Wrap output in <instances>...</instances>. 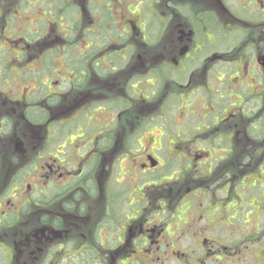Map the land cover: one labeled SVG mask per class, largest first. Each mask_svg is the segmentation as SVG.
I'll list each match as a JSON object with an SVG mask.
<instances>
[{"label":"flooded vegetation","instance_id":"af4514ba","mask_svg":"<svg viewBox=\"0 0 264 264\" xmlns=\"http://www.w3.org/2000/svg\"><path fill=\"white\" fill-rule=\"evenodd\" d=\"M169 1L161 21L167 59L128 60L130 74H100L116 67L111 52L122 60V51L151 49L144 30L157 17L152 0L146 18L137 14L143 0H84L82 21L98 32V52L85 68L55 66L45 80L42 50L31 45L38 37L25 39L10 24L20 0L0 11V48H9L8 62L13 56L8 71L0 60V161L35 160L25 196L0 185V264H255L256 244V264H264V0ZM49 31L53 44L59 33ZM207 47L211 56L196 59ZM158 79L163 92L141 83ZM43 85L50 122L36 123L26 110ZM167 104L180 116L175 127ZM158 115L162 123L150 122ZM148 129L158 137L145 150ZM250 177L262 208L251 228L242 207L251 204Z\"/></svg>","mask_w":264,"mask_h":264},{"label":"rangeland","instance_id":"374dc122","mask_svg":"<svg viewBox=\"0 0 264 264\" xmlns=\"http://www.w3.org/2000/svg\"><path fill=\"white\" fill-rule=\"evenodd\" d=\"M25 1H28V0H25ZM87 0H85L86 2ZM94 1H97V0H94ZM134 1V0H133ZM137 1V0H135ZM149 0H143V3L140 5V11L137 10V14L138 15H142L144 18H146V11H147V2ZM164 1L166 2V0H152V7H154V10H155V13L156 14H153L154 18V23L155 25L151 24L150 23V26H148V29L145 31L144 30V33L147 32V40H149V42L151 43H154L150 46L151 49H149L148 47H143V49L141 48H137V49H133V50H128V51H122L120 52V54H123L125 55V57L121 60V56H118L116 52L114 53H110L108 55V58H111L113 60V65L116 64V67L111 69L110 67L107 68L108 71H111V72H108V73H102L100 72V74H112L116 71V74H130L129 72V67H125L124 64L126 62H128V60H136V59H141V60H146V59H151L153 58V56H155L154 59H167L169 56L167 54V52H165L164 54V48H163V45H162V32L163 30L166 28V25L163 23H161L162 21V17L165 15L164 13L166 12V9L164 8ZM175 2V3H178L179 0H171L169 2ZM11 2V3H10ZM78 2H81V0H78ZM84 2V3H85ZM10 3V4H9ZM12 0H7V1H4V3L2 4V6H0V11L2 13H5L6 11H8L9 9H14L16 7V3L12 4ZM32 3H34V1H32ZM86 5V3H85ZM120 6V4H118V6L116 8H114V10H116L118 7ZM171 9L172 10H176L174 8H172L171 6ZM36 12H39L36 17H40L41 16V12H42V8L40 7V10L36 9L35 10ZM115 14H116V11H114ZM19 13H20V16L17 15L18 18H13V21L11 20L10 21V24L11 26H16L18 27V29L20 30H25L26 27H33V25L31 24L32 23V19L34 17V10L30 8L26 9L25 7H23L22 9L19 10ZM177 15H175L174 19L175 20H179L180 18V13L177 11L176 12ZM172 16H173V13H172ZM161 23V26L160 25H157V23ZM4 23V17H3V14L0 16V25H2ZM5 25V24H4ZM80 27H83L85 28L86 25H87V19L83 22H81L80 24ZM78 25V27H79ZM65 28H64V25L63 24H60L58 26V29L57 31L61 32L63 31ZM47 37L46 38H42V37H38L37 39H35V41L33 43H31V45H36V47L38 49H44L46 46H48V44L51 43V38L49 36H51V31L47 32L45 34ZM50 38V39H48ZM90 36L86 35L85 37H83V40H79L78 41V44L80 47H84L88 44H90ZM98 42V41H96ZM164 44V43H163ZM99 45V44H98ZM33 47V46H32ZM30 48V51L29 50H25V59L29 56V55H33L34 54V51H33V48ZM144 48H148V50H144ZM216 50H220V48L218 46H215ZM211 53H212V50H211V47H207L206 50L204 51H201V52H198V55L196 54V59H199V60H203L205 59V57H210L211 56ZM97 56V55H96ZM10 60L13 59V56H12V53H10V57H9ZM122 61V62H121ZM138 61V60H137ZM121 62V65H119ZM54 64H57L59 66L58 69H60L62 72H64V69L63 67H61L62 65V53H58L56 54V58L54 59ZM30 64L27 63L26 65H24V68L28 69L30 66ZM119 65V66H117ZM129 73H128V72ZM146 76L147 74H145L144 76L142 77H145L146 79ZM46 78V76H43ZM44 79V78H43ZM138 79H140V77L138 76ZM142 84H144L143 86H147L150 88H147L149 91L150 90H155V91H158L160 90L161 92L164 91V88L163 86H166V82H161L160 79H158V81L154 82L152 85H149L148 82H141ZM162 85V86H161ZM173 88H174V91H175V86L173 85ZM95 91H98L97 88H95ZM174 102L173 103H178L179 99L174 97ZM178 100V101H177ZM195 101V99H193V102ZM140 103V102H139ZM171 106V105H170ZM165 113V117H166V122L169 120L171 122V125L173 123H176V122H179V119H180V116L177 114L174 113V110H170V107L166 106V109L164 110ZM124 118V119H123ZM123 118L119 121V123L123 124L127 118L123 116ZM191 120V119H190ZM192 121V120H191ZM146 122H149V120H146ZM154 124H158V123H162V115H158L156 117L153 118V121H150ZM147 125H151L150 123H147ZM173 126V125H172ZM175 127V126H173ZM151 129H148L147 131H145L143 134H142V139L145 138L144 141H141L142 144H145L146 146V149L145 150H149L150 149V146L152 144V142L150 141V139H154V138H157L158 137V130L157 129H154L156 131H154V133H152V131H150ZM140 133V132H139ZM152 133V134H151ZM154 138H152L153 136ZM135 148H138L140 147V145L137 143L135 146ZM142 147V146H141ZM140 147V148H141ZM29 150L31 149L30 147H27ZM33 149V148H32ZM49 150H50V146L49 144H45V151L42 152V154H39V153H35L36 155V158H39L40 160H38V162H43L44 160H46V156L48 155L49 153ZM141 150V149H140ZM138 151L139 154L141 151ZM165 146H163L159 153L164 156L165 152ZM44 153V154H43ZM40 155V156H39ZM42 158V159H41ZM143 158L142 155H139L137 156V159L138 161L140 162L141 159ZM19 164H24V163H21L19 162ZM27 164V163H26ZM35 164V163H33ZM0 168H1V171H0V185L1 184H7L8 183V180H9V176H10V172H11V165L8 161H0ZM28 169V168H27ZM25 169V170H27ZM37 169H38V164H37ZM32 173V172H31ZM30 173V174H31ZM28 175H26V177H23L22 180L20 181V183L17 185V186H21V188H18V189H14V190H11L12 193L16 192L18 195L20 196H25L27 194V182H28V179H27ZM143 178V177H142ZM254 179L255 178H248V179H245L244 180V183H245V186H247L246 188L248 189V191L244 194V197H247L249 195V198H250V205L246 206L245 204V201L242 205L243 207V210L246 211L249 209V214H248V220L250 221V228H251V225H252V222L255 221L256 219H259L261 217H259L258 215L260 214V211H262V208H259L258 207V204L254 201V198H253V192H257L259 190V185H258V182L255 183V186H252V183H254ZM238 181H241V179L237 180L236 183H235V186L241 188L242 187V184ZM248 184H250L248 186ZM42 201H46L47 198L45 195H43V198H41ZM13 200H11L12 202ZM49 204H47L48 206ZM47 210H44L43 213H46ZM241 213V212H240ZM45 243V242H44ZM44 243L42 244V247L44 245ZM256 244V243H255ZM41 246V245H40ZM251 254L249 255V262L251 263L252 260L254 259L255 261V264L259 262V259L258 258H254V256L256 254L259 255L260 252H258L257 250V247H258V244L256 245H251ZM253 261V262H254Z\"/></svg>","mask_w":264,"mask_h":264},{"label":"trees","instance_id":"16d2710c","mask_svg":"<svg viewBox=\"0 0 264 264\" xmlns=\"http://www.w3.org/2000/svg\"><path fill=\"white\" fill-rule=\"evenodd\" d=\"M36 4H38V8L34 6L32 2H26L23 0L18 2L20 9L23 7L28 9L30 6L31 9L34 7L35 10H40L41 7L42 12L40 17H36L39 12L34 10L32 28L26 27L25 30H17L14 28L15 26H13L15 31L23 37L25 36V39L27 38L33 42L36 37H42L44 39L46 36L45 34L49 32L52 26H56V29H58V26L63 24L65 28L61 32L57 31L59 33L58 36L56 35L58 38L57 42L48 44V46L42 49V65L39 68V73L41 74L42 79H46L43 76L49 78L51 76L50 72L55 66L59 68L57 64H54V59L58 53H62V64H64L65 71L74 66L79 69L85 68L86 60L92 59L93 55L98 52L100 36L97 31L90 30L88 33L85 28L80 27L79 24L82 22L81 18L84 9L83 3L78 2V0H36ZM91 10L94 11V9ZM86 35L90 36L92 42V46L89 50L86 49L87 45L80 47L78 44V41L83 40V37ZM8 51V47L0 48V60L3 62L7 61L5 66L7 71L10 69L7 65L12 63V60L10 59V62H8V56L6 54ZM101 59L102 57L95 56V60L100 61ZM35 73H38L37 70H33L31 72V74ZM21 74L26 76L29 73L21 72ZM28 102L31 104L30 107L27 108L28 110H26V116L29 119L35 121L36 123H45L46 121L48 123L50 122L49 118L52 97L47 93L45 85L42 86L38 95L32 94ZM33 162H35L34 159L33 161H29L27 164L24 163L21 165L18 162H9L11 165V172L8 180L9 190L20 183L22 178L25 177L26 172L32 169ZM44 191L47 200L41 201L43 204L47 205L50 203V188H45ZM44 218L47 219L48 217L43 216V219Z\"/></svg>","mask_w":264,"mask_h":264}]
</instances>
